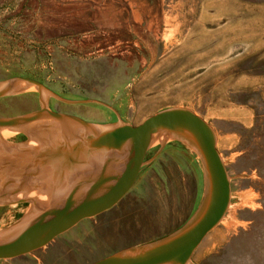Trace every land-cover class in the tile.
I'll use <instances>...</instances> for the list:
<instances>
[{"label":"rangeland","instance_id":"rangeland-1","mask_svg":"<svg viewBox=\"0 0 264 264\" xmlns=\"http://www.w3.org/2000/svg\"><path fill=\"white\" fill-rule=\"evenodd\" d=\"M17 76L48 90L15 87L0 97V117L32 113L42 97L106 126L138 125L173 107L202 116L216 133L231 201L187 264H264V0H0V82ZM27 133L0 130V148L47 147ZM16 151L7 156L22 166L29 154ZM44 168L35 196L0 205V235L23 220L30 197L50 195L52 165ZM206 190L200 154L157 135L114 206L0 264H91L158 242L193 219Z\"/></svg>","mask_w":264,"mask_h":264},{"label":"water","instance_id":"water-1","mask_svg":"<svg viewBox=\"0 0 264 264\" xmlns=\"http://www.w3.org/2000/svg\"><path fill=\"white\" fill-rule=\"evenodd\" d=\"M20 81L36 85L40 95L43 90H48L38 80L17 76L0 82V97L13 93ZM42 102L41 108L32 113L0 117V129L11 128L27 133L25 128L31 123L48 118L60 128L52 140L63 156L76 152L97 154L101 158L96 160L94 172L73 183V173H64L59 183H69L66 191L25 226L20 221L1 231L5 237L0 238V259H12L41 248L85 218L114 206L133 187L154 138L158 134H171L189 143L202 158L207 190L201 207L186 226L165 239L116 252L91 264H187L204 237L222 220L231 201L230 177L217 149L212 126L202 116L184 107L161 110L138 125L120 123L106 126L52 110L43 97ZM29 149L27 151L31 155L27 161L22 166L14 164L11 178L0 182V205L24 201L25 198L15 196L43 175L46 171L44 165L50 163L52 157L61 155L50 152L49 147H42L39 151ZM129 152H133L130 157L127 155ZM71 161L76 164L82 162ZM85 164L84 168L91 166Z\"/></svg>","mask_w":264,"mask_h":264},{"label":"bare ground","instance_id":"bare-ground-1","mask_svg":"<svg viewBox=\"0 0 264 264\" xmlns=\"http://www.w3.org/2000/svg\"><path fill=\"white\" fill-rule=\"evenodd\" d=\"M37 87L36 85L29 83L27 81H20L16 84V88L19 87L20 89H26L28 87ZM44 99H46V97H44ZM52 126V127H51ZM55 129V130H54ZM0 130H9V131H17L15 129H11V128H3ZM60 130L58 124L56 122H54L51 119L48 118H42L39 119L33 123H31L27 128H25V131L34 135V136H39L40 138L43 137L44 140L43 142H45L47 144V147H49L48 150H50V152L55 153V154H61L59 151V146L57 144H53V136L54 133ZM160 135V134H158ZM164 135V134H163ZM162 136V135H161ZM3 137V136H2ZM1 138V137H0ZM155 140V138H154ZM186 142V141H185ZM189 144V143H188ZM37 146V145H36ZM29 144L23 146V147H17L15 146V148L12 149H4V148H0V182L2 181H7L9 178H11L12 176V172L14 170V164H16L15 161H13L12 158H10L9 156H7V153H11L12 151L18 152L19 150V154L23 155H27L30 154V151H27V149H29ZM32 149H34V147H31ZM29 149L32 151V149ZM51 153V154H52ZM132 153H128V157H130ZM24 157V156H23ZM127 157V156H125ZM76 160V162L82 161L80 164H76L73 161L69 162V160ZM101 158L99 155L97 154H88V153H82V154H77L76 152H73L72 155L68 156V155H60L58 157L54 156L51 158L50 160V164L52 165V169L50 171H47L46 173L48 175L47 176V181L45 182V184L43 186L45 187H51L54 186V188L52 189V191L50 192V195H47L46 198L44 197V199H39L35 198V197H30L31 201L33 202L31 208L28 210L27 214L25 215V217L22 220V226H25L28 222H30L37 214H39L42 209L46 208L49 206V204L51 203V201L56 198V197H60V195H62L66 189H67V182L62 181L63 183L60 184V177L65 173L66 175H68L70 172L73 173V177H72V183L76 180H80L81 178H83V176H85L86 174H90L92 172H94L95 170V165L96 160ZM26 158L22 159L20 161V163H25L27 161ZM10 160V161H9ZM85 163H88L87 165H91L89 167L84 168V166H86ZM92 163V164H90ZM94 166V167H93ZM45 173V171L43 172ZM66 180V179H65ZM59 183V185L56 187L55 184ZM37 187V186H36ZM36 187L34 189H36ZM39 187V186H38ZM43 187V188H45ZM31 187H29L28 189H24L23 191H21L20 193H18L15 197L16 198H22V197H26V195H33L35 196L36 193L38 192L37 190L33 191V187L30 189ZM40 190V189H39ZM42 190V189H41ZM40 190V191H41ZM50 190V189H49ZM40 191L38 194H40ZM57 191V193L54 196V193ZM26 194L25 196H22ZM54 196V197H53ZM37 197V196H36ZM42 201V203H41ZM5 237L4 235H0V238Z\"/></svg>","mask_w":264,"mask_h":264},{"label":"crops","instance_id":"crops-1","mask_svg":"<svg viewBox=\"0 0 264 264\" xmlns=\"http://www.w3.org/2000/svg\"><path fill=\"white\" fill-rule=\"evenodd\" d=\"M121 250H122V249H121ZM121 250H118V251L121 252ZM118 251H117V252H118Z\"/></svg>","mask_w":264,"mask_h":264}]
</instances>
